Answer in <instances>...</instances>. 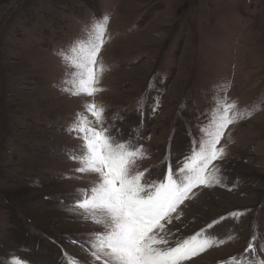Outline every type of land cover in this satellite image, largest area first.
Masks as SVG:
<instances>
[{
	"label": "rangeland",
	"instance_id": "obj_1",
	"mask_svg": "<svg viewBox=\"0 0 264 264\" xmlns=\"http://www.w3.org/2000/svg\"><path fill=\"white\" fill-rule=\"evenodd\" d=\"M104 15V90L94 101L125 139L133 129L143 137L149 158L137 167L146 180L166 179L168 162L175 168L193 136L202 137L219 86L230 82L229 102L241 112L258 109L220 141L222 186L194 189L161 233L173 246L202 229L234 237L184 264L240 256L254 232L264 235V0H0V264H91L82 245L102 228L69 209L72 194L96 177L71 171L78 165L65 149L78 141L63 129L93 98L60 91L56 51ZM237 211L244 215L229 216Z\"/></svg>",
	"mask_w": 264,
	"mask_h": 264
},
{
	"label": "snow or ice",
	"instance_id": "obj_2",
	"mask_svg": "<svg viewBox=\"0 0 264 264\" xmlns=\"http://www.w3.org/2000/svg\"><path fill=\"white\" fill-rule=\"evenodd\" d=\"M109 20L108 15L93 17L90 24L82 27L81 36L56 51L65 70L58 85L60 91L71 97L93 98L73 114L63 129L78 141L65 149L66 158L78 165L71 171L96 177L72 194L69 211L82 221L102 228L100 232L91 233L86 238L87 244L82 245L90 254L91 264L95 261L101 264H184L234 239L231 236L216 239L202 229L173 246L161 233L165 232L166 224L172 223L174 213L176 219L180 218L177 209L192 198L194 189L222 186L221 168L215 163L222 162L226 156L225 148L219 146L220 141L230 125L250 117L258 109L253 107L241 112L237 102H229L230 82L219 86L218 93L212 97L214 107L209 125L207 129L201 128L202 137L193 136L192 147L182 161L176 162L175 168L168 162L166 179L146 180V170L137 167L138 161L149 158L139 142L143 137L133 129L125 139L117 121L109 122L107 109L94 101L104 90L100 85L106 68L98 58L106 43ZM158 109L159 101H156L152 113ZM137 111L143 116L139 104ZM118 118L123 121V117ZM242 215L244 213L239 211L229 213L237 219ZM207 227L210 229L213 225ZM70 242L78 243L77 240ZM258 253L261 258H254ZM11 264L30 262L13 257ZM69 264L87 262L73 258ZM220 264H264V235L258 237L254 232L240 256L229 257Z\"/></svg>",
	"mask_w": 264,
	"mask_h": 264
}]
</instances>
